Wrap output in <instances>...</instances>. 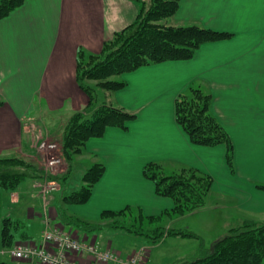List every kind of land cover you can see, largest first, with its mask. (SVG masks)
Segmentation results:
<instances>
[{"label": "crops", "instance_id": "0c3cea01", "mask_svg": "<svg viewBox=\"0 0 264 264\" xmlns=\"http://www.w3.org/2000/svg\"><path fill=\"white\" fill-rule=\"evenodd\" d=\"M138 12L139 4L131 0H26L0 19V158L32 157L34 131L44 130L52 120L49 114L83 109L87 97L76 81L78 50L99 53ZM171 24L197 25L231 37L202 45L190 60L149 65L121 76L126 86L109 101L135 118L126 130L109 127L102 137L86 142L85 156L92 159L87 164L101 161L105 170L89 200L65 210L97 222L104 211L138 207L144 215L156 216L171 209L173 201L158 196L154 183L143 176L144 166L154 162L167 172L187 166L211 177V193L218 195H209L218 199L213 208L223 214L226 210L218 234L242 220L263 223L264 192L256 185L264 184V0H181ZM196 85L211 95L210 111L233 143V173L225 145H194L175 119L177 97ZM18 189L0 191V252L1 223L11 219L10 205L21 198ZM56 206L47 202L37 223L20 222L13 245H39L46 221L63 228ZM65 228L81 241L92 239L110 249L109 242H99L93 233ZM143 250L147 246L141 244L133 253Z\"/></svg>", "mask_w": 264, "mask_h": 264}, {"label": "trees", "instance_id": "16d2710c", "mask_svg": "<svg viewBox=\"0 0 264 264\" xmlns=\"http://www.w3.org/2000/svg\"><path fill=\"white\" fill-rule=\"evenodd\" d=\"M25 1L0 0V19L8 16ZM131 1L139 4V12L133 22L105 41L99 53L92 54L82 49L77 52L76 81L80 90L87 95L88 101L85 108L74 113L61 130L58 145L62 159L68 165L67 172L73 167L74 157L84 152L89 139L102 137L109 127L126 130L127 123L135 118L134 114L125 109L113 106L110 101L106 102L104 97L99 101L90 82L113 93L126 86L121 79L125 73L163 62L190 60L202 45L231 37L229 33L197 25H172L171 19L181 0ZM210 105L211 95L198 85L191 86L176 99L175 119L194 145H225L226 162L233 173V143L212 115ZM37 167L31 160L17 155L0 158V191H16L27 177H35ZM104 170L101 161L91 164L82 177L81 186L70 193L65 192V185L71 177L69 173L48 176L47 179L57 181L60 186V201L56 206L59 223L87 234L105 228L120 229L144 237L152 244L160 243L167 237H195V234L187 230L175 228L174 224L205 204L211 193V177L187 166L167 172L161 165L151 162L144 166L143 176L154 183L158 196L168 197L173 201L171 209L156 216H146L138 207H127L118 212L104 211L97 222L86 221L67 213L65 207L68 205H82L89 200L93 187ZM256 188L264 192V184H257ZM21 229V223L3 218L2 250L11 248L14 234ZM0 264L21 263L0 261ZM172 264H264V222H234L228 232L216 238L208 249L201 247L196 253Z\"/></svg>", "mask_w": 264, "mask_h": 264}, {"label": "rangeland", "instance_id": "374dc122", "mask_svg": "<svg viewBox=\"0 0 264 264\" xmlns=\"http://www.w3.org/2000/svg\"><path fill=\"white\" fill-rule=\"evenodd\" d=\"M89 84L94 86V93L96 97H99V101H102L103 97L106 99V102L109 101V96H111L112 93L98 88L95 85V82H90ZM85 96L87 97L86 94ZM113 106L116 105H114L113 103ZM84 108L85 106L83 107V109ZM76 112L79 111L68 110L65 112L49 114V118H51L52 120L45 122V125L43 127L44 130H38L35 128V135L32 137L34 154L32 157H24L22 155L21 157L31 160L38 166V169L35 172L34 178L27 177L21 182L17 191L21 193V198L19 202L10 205V208L12 210L10 218L12 220L19 221V223L22 222L27 225H29L30 223H37L40 219L39 216H42L43 210L44 208H46L47 202L51 201L52 206L53 204H57L60 201L59 198L61 192L59 191L60 186L57 181L53 180V182H55L57 186L53 189V191H50V194H48L47 196L42 195L39 186H41L42 184L45 185L46 182L50 181L49 179H47L48 176H56L61 173H69L71 177L68 179V182L65 185L66 193L77 190L81 186L82 177L89 167L87 163H91L92 159L90 161V159L85 156L84 149V152L82 154L76 155L74 157L72 163L73 167L70 171L67 172L68 165L66 164L65 160L62 159L58 145L63 126L67 124L69 119ZM46 130L53 131V133H51L52 135H45L44 131L46 132ZM53 143L57 145H54ZM209 195L210 194H208L207 196L208 199L205 201V204L200 209L196 210L192 214L184 216L178 223L174 224L175 228H182L184 230H187L188 232L195 234V237H167L160 243L152 244L148 242L144 237L135 236L120 229H99L97 231H93V235L100 237L99 242H109L110 249L112 251H115L118 255L122 256L120 257L117 255L118 258L124 260V262L131 261L135 257V264H172L174 261L180 258L196 253L201 247L202 249H208L211 243L216 238H219L226 234H218V232H221L222 230V217H224L226 210L224 209V214L221 212V210H214L213 206L216 202H218V199H209ZM211 195L213 198H218V195L213 192L211 193ZM6 196L8 198V195ZM223 199L227 200L226 197H224ZM227 210L230 209L227 208ZM31 212L32 215L29 216L28 213ZM207 222L210 224H207ZM215 222H218L219 226H215ZM49 224L51 227L57 226L54 224L52 225L50 222ZM59 224L63 227L61 228L57 226L61 229V231L68 232L73 237L77 238L71 230H67L65 228V225L61 223ZM99 224L102 225L103 223ZM91 241L93 240L91 239ZM141 244L146 245L147 250L133 253L141 246ZM19 245L36 246L34 244L25 243ZM14 247H16V245H12L10 249L2 250L4 251L3 253L6 254L0 253V261H10V257L7 254H9V251ZM132 253L133 255H131ZM126 256L128 257L126 258Z\"/></svg>", "mask_w": 264, "mask_h": 264}, {"label": "built area", "instance_id": "2783aa9c", "mask_svg": "<svg viewBox=\"0 0 264 264\" xmlns=\"http://www.w3.org/2000/svg\"><path fill=\"white\" fill-rule=\"evenodd\" d=\"M54 147V145H53ZM57 186L53 180L39 186L42 195L47 196ZM10 257L17 261L36 260L40 264H135L136 258L125 261L110 249H104L94 241H81L59 227H51L45 222V230L39 245H16L9 251ZM74 257L88 258L79 262Z\"/></svg>", "mask_w": 264, "mask_h": 264}]
</instances>
